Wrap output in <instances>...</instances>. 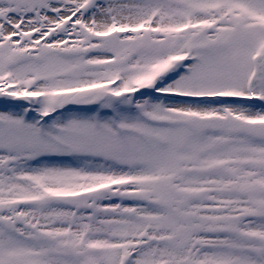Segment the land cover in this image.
Listing matches in <instances>:
<instances>
[{
  "label": "snow or ice",
  "instance_id": "1",
  "mask_svg": "<svg viewBox=\"0 0 264 264\" xmlns=\"http://www.w3.org/2000/svg\"><path fill=\"white\" fill-rule=\"evenodd\" d=\"M0 264H264V0H0Z\"/></svg>",
  "mask_w": 264,
  "mask_h": 264
}]
</instances>
